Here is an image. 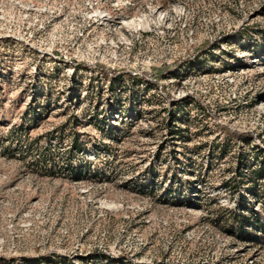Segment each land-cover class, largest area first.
I'll use <instances>...</instances> for the list:
<instances>
[{"label": "rangeland", "instance_id": "rangeland-1", "mask_svg": "<svg viewBox=\"0 0 264 264\" xmlns=\"http://www.w3.org/2000/svg\"><path fill=\"white\" fill-rule=\"evenodd\" d=\"M250 232L264 0H0V264H264Z\"/></svg>", "mask_w": 264, "mask_h": 264}, {"label": "trees", "instance_id": "trees-1", "mask_svg": "<svg viewBox=\"0 0 264 264\" xmlns=\"http://www.w3.org/2000/svg\"><path fill=\"white\" fill-rule=\"evenodd\" d=\"M78 140H74L73 142V146H77ZM259 213H256V216H258ZM234 221L235 222H240V223H244L245 221V215L241 214V213H234ZM244 225V224H242ZM245 227V226H244ZM246 234L249 232V231H245ZM244 232H242L240 235H243ZM251 233V236H246L248 238H245V239H248L249 241H254V242H258V243H264V235L263 234H253L252 232Z\"/></svg>", "mask_w": 264, "mask_h": 264}]
</instances>
